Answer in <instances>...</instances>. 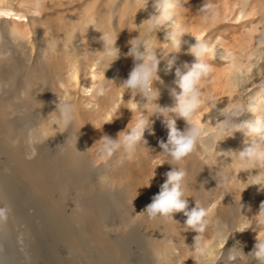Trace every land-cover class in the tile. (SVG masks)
<instances>
[{"label":"bare ground","instance_id":"obj_1","mask_svg":"<svg viewBox=\"0 0 264 264\" xmlns=\"http://www.w3.org/2000/svg\"><path fill=\"white\" fill-rule=\"evenodd\" d=\"M141 6V0H0V207L11 208L8 220L0 223V264H20V252L27 264L201 261L193 245L198 233L185 230L183 212L174 213L173 220H150L141 212L173 167L168 163L157 166L166 158L159 146L160 141H167L165 118L149 116V127L143 133L146 143L141 142L131 158L121 150L103 161L99 152L103 135L116 139L139 116L151 114V105L127 92L122 82L133 66L132 58L125 55L129 43L146 39L162 54L171 51L165 36L168 29L145 32L152 10L138 11ZM174 27L186 33L172 68L167 65L172 53L160 60V80L155 82L158 103L169 108L175 105L172 90L181 91L175 70L179 67L183 72L185 64L194 62L187 49L202 38L213 50L206 57L212 72L202 81L205 104L194 122L203 130L217 127L220 121L216 119H222L217 111L240 104L242 89L247 96L243 105L252 111L245 110L239 119L264 117V0H179L175 24L169 30ZM115 38L120 57L104 72L107 65H97L96 57L101 55L103 39ZM64 97L78 110L72 127L37 145L36 157L26 159L30 134L59 131L50 127L56 115L53 101ZM169 115L178 129L186 127L183 118ZM113 116L117 117L107 122ZM217 139L216 156L203 161L201 146L205 144L200 146L199 141L197 151L178 167L187 171L184 195L188 210L197 202L213 209L210 221L225 224L223 218L231 221L235 206L222 198L239 192L245 171L236 152L249 140L240 132L216 144ZM257 170L264 179V167ZM150 178V186L145 187ZM250 192L256 199L249 213L252 219L264 215V207L260 208L264 188L251 185ZM16 231L25 239V251L18 252L14 246L19 242L16 235L13 243ZM206 231L212 236L205 234L206 241L204 236L198 243L211 253L212 239L222 243L211 223ZM243 232L233 242L250 258L256 241L252 231ZM233 242L227 247L232 248ZM218 245L214 243L213 248ZM223 255L216 264H226L228 254Z\"/></svg>","mask_w":264,"mask_h":264},{"label":"clouds","instance_id":"obj_2","mask_svg":"<svg viewBox=\"0 0 264 264\" xmlns=\"http://www.w3.org/2000/svg\"><path fill=\"white\" fill-rule=\"evenodd\" d=\"M142 6L138 11L148 10L152 11L148 14V23L145 25L146 33H157L162 28L168 29L166 38L169 41V48L167 54H162L154 45H151L146 39L137 38L135 43H129L130 47L125 54L133 60V66L124 79L123 85L127 92L134 97L138 94L142 100L147 101L151 107V114L139 116L136 123L127 131H123V135L118 133L116 139L103 135V143L99 147L101 159L107 161L115 153L123 150L128 158H131L135 153L137 146L146 141L143 140V133L149 127V116L156 114L162 115L165 118V124L168 129L167 141H160V152L166 158L163 159L157 166L164 163L172 165V169L165 173L166 179L160 185L158 194L152 197L151 203L146 205L141 212L145 213L150 220H155L157 217L171 218L176 212H183L187 217L185 221V230L191 229L198 233L194 237V248L196 254L201 257L200 264H215L221 257V250L227 243L230 236L235 232H243L245 227L239 231H228L227 225L221 223L219 220L210 221L209 216L213 214L212 208H206L195 203V207L188 210V202L184 195L185 178L187 171L184 168L178 167L185 162L198 149V142L202 136L203 128L195 123L193 117L205 104V99L202 95L203 89L201 87L204 81L212 72V66L206 62V57L213 54V50L204 39H195L187 51L194 57V62L191 65L185 64V71H181L179 67L175 70L177 77L175 83L181 89L177 94L175 89L172 90V95L175 97V105L171 108L161 106L158 103L160 92L155 87V82L160 80L158 75V65L160 60L168 56L169 53L173 55L168 58L167 65L171 69L175 63L176 54L182 51V34L186 33L179 27H174L169 30V26L175 24L176 7L179 0H141ZM103 48L99 50L101 55L96 57L97 65H104L103 71L109 68L115 60L120 57V49L116 46V38L108 41L103 39ZM55 104L56 113L55 118L51 121L50 127L52 129H59L53 131L51 134L41 132L39 136L31 135L28 138L29 152L25 154V158L32 160L37 155L36 146L44 144L49 137H53L57 132H64L69 130L77 115L76 106L67 98H57L53 101ZM42 106V105H41ZM216 108V106H213ZM211 110V109H210ZM245 109L240 104H235L227 108H220L217 112L222 119H215L220 121L218 131V141L224 140L227 137H232L236 132L242 133L249 142L236 152L238 160L240 161L242 170L245 172L257 169V167H264V117H257L253 121L240 120ZM174 113L176 117L183 118L186 122V127L180 130L176 127L175 119L169 115ZM113 116L109 121L113 120ZM168 117H171L169 119ZM55 125L56 127H53ZM150 130V129H149ZM77 141V137H76ZM155 172H153L154 177ZM148 180L145 187L150 186ZM106 181V177L101 178ZM249 185H260L264 188V179L253 175V179ZM248 185V186H249ZM242 204V203H241ZM264 207V202L260 204V208ZM11 213L10 207H0V223L6 222ZM210 223L214 227L215 234L222 239V245L219 249H212L211 253L205 250L203 244L198 243L202 239L203 234L208 229ZM227 233V234H225ZM239 242H237V245ZM237 248L234 245L229 249L228 260L232 264H237V261L242 260L245 254L242 248L238 246L239 254H234L231 249ZM219 255H216V252ZM248 256L255 257L258 264H264V240H257L254 249Z\"/></svg>","mask_w":264,"mask_h":264},{"label":"rangeland","instance_id":"obj_3","mask_svg":"<svg viewBox=\"0 0 264 264\" xmlns=\"http://www.w3.org/2000/svg\"><path fill=\"white\" fill-rule=\"evenodd\" d=\"M245 92V93H243V92ZM242 91H240L239 92V97H240V100H239V103H240V105H242L244 108H245V104L247 103L246 101V99H244L245 97L247 98V96H246V89H242ZM242 94V95H241ZM244 94V95H243ZM245 96V97H244ZM244 100V101H243ZM246 100V101H245ZM245 103V104H244ZM244 104V105H243ZM143 112H140V114L139 115H141ZM135 119H136V117H135ZM134 120V119H133ZM203 128V127H202ZM213 128V127H212ZM212 128H207V129H205V130H203V133H202V136H201V138H200V142H201V144L199 143V145L201 146V145H209L208 147L210 148H207V146L205 147V145L204 146H201V147H204V150L202 151L203 152V154H202V156H201V159L204 161L205 160V158H212V157H214V156H216L217 155V151H216V147H215V139H216V137L218 136V131H217V128H218V124H217V127H216V125H215V127L212 129ZM204 129V128H203ZM206 130H207V132H206ZM212 147V148H211ZM209 149V150H208ZM206 152V153H205ZM212 152H213V154H212ZM212 154V155H211ZM209 156V157H208ZM254 169H252L251 171H248V172H245V175H244V180H243V183H242V185H241V187L238 189L239 190V192H237V193H234V195L236 194V196H234V195H232L231 194V192H230V194L228 193L226 196H224L223 198H222V200H223V202H225V201H228V200H230V201H232L233 202V204H234V206H235V215H232V219H231V221L229 220V219H224L223 218V220H225V224L227 225H229V228H227V230L228 231H239V230H241V229H243V228H245V227H248L249 225H251L249 228H247V229H245L244 231H248V232H251L252 234H253V237L255 238V241L257 242V240L259 239V240H264V215H262V216H258V217H256V218H252V219H250L249 218V213L251 212V210L253 209V207L255 206V204H256V199H255V195H253V194H251V192H250V186L251 185H249L248 183L250 182L251 183V181H252V179H253V175H256V176H258L257 175V169H255L254 171H253ZM253 174V175H252ZM249 185V186H248ZM234 188H235V186H234ZM236 188H238L237 186H236ZM232 190H234L233 188H232ZM253 195V196H252ZM219 196L220 195H218L217 197H218V199H219ZM230 198H228V197ZM231 196H234V197H232L231 198ZM237 196H239L238 197V199H236V197ZM227 198V199H226ZM235 198V200H231V199H234ZM218 199H216V204H218V203H220L219 202V200ZM213 201H215V200H213ZM218 201V202H217ZM212 203H214V202H212ZM242 203V204H241ZM247 210V211H246ZM246 212V213H245ZM246 214V215H245ZM114 218H112V220H113ZM111 220V221H112ZM250 220V221H249ZM229 221V222H228ZM249 221V222H248ZM253 221V222H252ZM112 222H115V220H113ZM257 222V223H256ZM262 224L261 226H259L260 224ZM231 224V225H230ZM19 226H22V228H24L23 227V225H19ZM242 226H244V227H242ZM262 226H263V229H262ZM18 228H20V227H18ZM21 228V229H22ZM257 228V229H256ZM253 229H254V231H253ZM260 229H261V231L262 232H259L260 231ZM18 230H20V229H18ZM250 230V231H249ZM259 230V231H258ZM22 232V230H20V232L18 231V233H21ZM23 232H25V231H23ZM23 232L21 233V234H23ZM257 232H259L260 233V235L258 234L257 235ZM17 233V231L15 232V236L13 235V238L15 239V240H13V243L15 242V241H17V240H19V242H15L14 244V246L16 247V250H18V252L19 251H25V247H24V240H23V238H22V236L23 235H25V234H23V235H18V234H16ZM239 233H241V234H243L244 232H235V233H233V235L232 236H230L229 237V239H228V241H227V243L225 244V246L223 247V249H224V251L225 252H223V249L221 250V257L215 262V264L218 262V261H221L222 260V258H223V254H225V255H227L228 254V252H227V254H226V249H227V251H229V249L231 248V247H227V244H228V242L229 241H232L233 242V237L235 236V235H237V234H239ZM254 233H256V234H254ZM208 236L209 234V236L208 237H210V236H212L211 234L212 233H210V232H205L204 233V235L202 236V237H204L205 238V241H206V235ZM225 234H227V233H225ZM16 235H18V238H17V236ZM256 237H255V236ZM19 236L22 238V240L19 238ZM258 236V237H257ZM207 237V241H210L211 240V238H208ZM16 238H17V240H16ZM24 238H25V236H24ZM217 237H215V239H216ZM219 238H217V240H218ZM202 240V239H201ZM213 240V239H212ZM210 241L211 242V244H212V249H216L217 247H215V248H213V244L215 243V246H216V244L218 245L219 243H218V241L216 242V240L214 241ZM21 241V242H20ZM204 240H202V241H200V242H203ZM220 243H222V239L220 238ZM256 242L254 243V244H256ZM234 243V242H233ZM19 244V245H18ZM219 245H222V244H219ZM218 245V248L217 249H219V247H221V246H219ZM234 245H235V243H234ZM141 248H142V251L145 253V254H149V249L147 248V246H141ZM231 251L234 253V254H239V252H238V247L237 248H234V249H231ZM243 251V253L245 254V256H246V251H244V250H242ZM235 252H237V253H235ZM24 252H20V256L22 255L23 256V258H22V256H21V258H20V261L19 262H21L22 264H27V262H25V257H24ZM216 255H219V253H218V251L215 253ZM19 256V257H20ZM226 258H227V260H226V264H232V262L231 261H228V255L226 256ZM151 260V262L153 263V264H155V262H154V260H152V259H150ZM25 262V263H24ZM195 262V263H194ZM194 262H192V264H199L200 262H199V260L196 262V261H194ZM228 262V263H227ZM20 263V264H21ZM179 263V262H178ZM177 263V264H178ZM224 264V263H223ZM237 264H258V261L256 260V258H254V257H251L250 256V258H247V257H244L242 260H239V261H237Z\"/></svg>","mask_w":264,"mask_h":264}]
</instances>
